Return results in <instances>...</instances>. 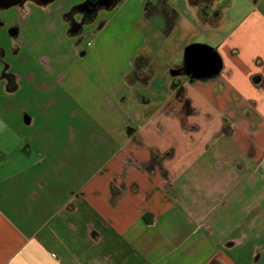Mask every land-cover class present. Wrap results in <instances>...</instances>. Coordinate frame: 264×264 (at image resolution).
<instances>
[{"label": "crops", "instance_id": "crops-1", "mask_svg": "<svg viewBox=\"0 0 264 264\" xmlns=\"http://www.w3.org/2000/svg\"><path fill=\"white\" fill-rule=\"evenodd\" d=\"M131 1L127 68L98 105L112 123L89 118L77 82L37 74L44 59L4 50L0 264H264V0H114L95 17ZM196 42L221 59L212 78L184 72Z\"/></svg>", "mask_w": 264, "mask_h": 264}, {"label": "rangeland", "instance_id": "rangeland-1", "mask_svg": "<svg viewBox=\"0 0 264 264\" xmlns=\"http://www.w3.org/2000/svg\"><path fill=\"white\" fill-rule=\"evenodd\" d=\"M78 1L56 0L55 4L49 3L45 7L35 5L33 0H23L19 6L0 3V19L6 22L0 31V49L14 50L16 53L20 51L21 55L30 56L32 61L40 64L44 59L45 65L42 64V71L36 70L37 74L57 82L60 77H68L65 84H62L64 87H71L70 85L77 82L80 88L77 100L85 106L89 105L85 108L89 118L102 124L112 123L111 116L107 113L108 107L104 105L102 109L98 105L102 106V99L109 95L108 80L119 77L120 68H127L124 58L125 53L128 52L129 42L124 33L128 30V24L126 29L121 26L124 12L133 9L136 2L131 1L121 15L115 16L113 9L101 14L98 19L95 15L77 17L78 13H74V7ZM215 3H208L207 9L213 10ZM12 23H16L21 32L18 39L13 37L14 40L10 39L8 42L6 26ZM101 24L104 26L98 30ZM81 30L83 37L76 34ZM182 34L171 35L168 40L172 46L164 50L173 53L175 45L183 42L180 41ZM89 38L94 39L91 46L86 45ZM123 44L126 45V49L121 50ZM77 46H81L85 51L82 59L74 56L73 52ZM158 58L155 72L157 77H162L164 72L162 61L165 64L169 58L167 59V56H158ZM23 62L21 60L17 63L19 68L16 69V73L24 70ZM86 118L87 115L85 120ZM1 121L0 117V149L6 151L9 148L6 141L11 140L12 137L1 128ZM240 260L242 263L250 262L247 258Z\"/></svg>", "mask_w": 264, "mask_h": 264}, {"label": "water", "instance_id": "water-1", "mask_svg": "<svg viewBox=\"0 0 264 264\" xmlns=\"http://www.w3.org/2000/svg\"><path fill=\"white\" fill-rule=\"evenodd\" d=\"M46 4L53 0H39ZM88 1V0H87ZM87 1L82 5L85 6ZM114 0H104L105 3H112ZM2 22L0 21V27ZM11 36L17 34L16 29H12ZM184 72L192 79H209L217 75L222 67L221 59L215 49L206 44L191 43L184 48L183 53ZM179 71H173L172 75ZM213 264V263H210Z\"/></svg>", "mask_w": 264, "mask_h": 264}, {"label": "flooded vegetation", "instance_id": "flooded-vegetation-1", "mask_svg": "<svg viewBox=\"0 0 264 264\" xmlns=\"http://www.w3.org/2000/svg\"><path fill=\"white\" fill-rule=\"evenodd\" d=\"M21 1V0H20ZM39 1V0H37ZM5 0H0V3H4ZM107 3L104 2V0H88L86 5L83 6L81 5L79 8L81 10H84L86 12V17H89V16H92V15H95L97 13V11L103 7V6H106ZM109 4V2H108ZM15 28V26H12L10 31ZM5 55V51L3 49H0V72L2 73V76L0 79L2 78H5L7 80V83H8V79L10 77H5L6 75L7 76H10L11 74L7 72V65L5 64V62L3 61V57ZM13 78V77H11Z\"/></svg>", "mask_w": 264, "mask_h": 264}, {"label": "trees", "instance_id": "trees-1", "mask_svg": "<svg viewBox=\"0 0 264 264\" xmlns=\"http://www.w3.org/2000/svg\"><path fill=\"white\" fill-rule=\"evenodd\" d=\"M20 0H5V2H4V4H14V3H17V2H19ZM39 4H42L40 1H37ZM4 76V75H3ZM2 76V73L0 72V78L1 77H3ZM5 77H10L8 80V83H7V90L8 91H12V90H14L15 88H16V86H17V84H16V81H15V79H14V77L12 76V75H10V76H5ZM11 77H13V78H11Z\"/></svg>", "mask_w": 264, "mask_h": 264}, {"label": "built area", "instance_id": "built-area-1", "mask_svg": "<svg viewBox=\"0 0 264 264\" xmlns=\"http://www.w3.org/2000/svg\"><path fill=\"white\" fill-rule=\"evenodd\" d=\"M261 168L264 170V162L262 163Z\"/></svg>", "mask_w": 264, "mask_h": 264}]
</instances>
